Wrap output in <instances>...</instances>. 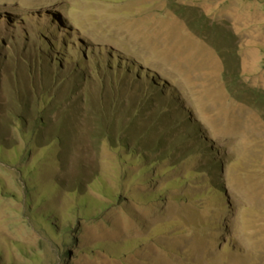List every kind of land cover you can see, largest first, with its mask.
Returning a JSON list of instances; mask_svg holds the SVG:
<instances>
[{"label": "rangeland", "instance_id": "374dc122", "mask_svg": "<svg viewBox=\"0 0 264 264\" xmlns=\"http://www.w3.org/2000/svg\"><path fill=\"white\" fill-rule=\"evenodd\" d=\"M0 264H264V0H0Z\"/></svg>", "mask_w": 264, "mask_h": 264}]
</instances>
